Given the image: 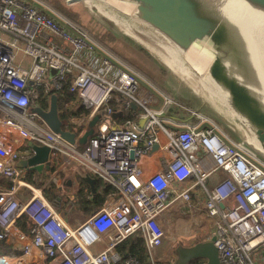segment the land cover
<instances>
[{
	"label": "built area",
	"instance_id": "built-area-1",
	"mask_svg": "<svg viewBox=\"0 0 264 264\" xmlns=\"http://www.w3.org/2000/svg\"><path fill=\"white\" fill-rule=\"evenodd\" d=\"M19 53L29 62L18 61ZM66 85L79 96L74 107L86 111L62 118L64 128L79 137L100 116L84 145L33 110L48 109ZM31 143L112 186L103 206L70 223L19 166L35 154ZM0 173L10 182L0 186V239L25 246L9 255L13 264H157L166 213L189 205L195 191L206 194L222 263L264 264V159L209 114L143 83L127 61L41 0H0ZM23 187L32 190L26 199L18 195ZM25 212L33 221L28 232L18 224ZM134 237L145 243L147 260L122 249Z\"/></svg>",
	"mask_w": 264,
	"mask_h": 264
},
{
	"label": "water",
	"instance_id": "water-1",
	"mask_svg": "<svg viewBox=\"0 0 264 264\" xmlns=\"http://www.w3.org/2000/svg\"><path fill=\"white\" fill-rule=\"evenodd\" d=\"M68 1L86 2L89 8L96 6L92 3L94 0ZM99 1L116 6L144 25L163 33L183 52L188 51L192 46L198 45L207 53L211 57L210 62H208L209 75L223 91L226 98L216 93H213V95L218 100H223L229 109L224 111L218 107V104L209 99L208 95L203 92L204 86L194 88L195 97L198 101L196 108L222 122L224 128L232 136L264 159V72L259 64L260 60L255 41L253 39L248 42L245 40L241 28L235 22L234 14L230 9L222 7L219 0ZM241 2L264 12V0H241ZM124 5L127 7L124 8ZM113 20L120 24L124 31H133V27L130 25L118 22L115 17ZM133 32L141 33L140 31ZM201 42L206 45H201ZM156 55L159 56L162 64L171 73L178 74L181 77L186 76L175 72L158 53ZM186 63L190 65L189 61H186ZM196 82L198 86H202L197 80ZM207 91L209 90L207 89ZM209 93L211 92L209 91ZM134 107H137V104H134ZM33 110L40 114L54 132L60 133L62 137L71 143L77 142L80 145L87 143L89 136L95 133V127L100 118L99 115H95L89 122L87 130L77 137L75 131L64 128V121L59 114L57 93L51 95L48 109L36 106L33 107ZM122 113L123 111H119L114 115L117 116ZM31 145L35 150V154L29 159L20 160L19 165H29L32 170L35 169L43 173L45 169H49L52 162L51 149L44 145L34 143H31ZM81 171L82 176L88 181L92 190L96 192L101 184L99 177L86 172L84 169H81ZM68 181L71 184L69 179ZM54 183L51 187H56V191H68V195H60L52 200L54 204L58 205L63 198L70 197L71 189L57 185V181L56 186H54ZM217 239L218 233L214 231L205 240L191 238L184 243H180L176 248L177 256L173 264H190L195 259H205V264H223L216 244ZM14 248L23 250L25 246L17 241Z\"/></svg>",
	"mask_w": 264,
	"mask_h": 264
},
{
	"label": "rangeland",
	"instance_id": "rangeland-1",
	"mask_svg": "<svg viewBox=\"0 0 264 264\" xmlns=\"http://www.w3.org/2000/svg\"><path fill=\"white\" fill-rule=\"evenodd\" d=\"M41 1H43L48 6V9L53 14H55L57 18L70 19L74 22L76 21V23L83 26L85 29H87L90 32V34L93 36L95 40H97L103 46H106L108 49L110 48L109 50L111 52L114 53L115 51L116 52L118 51L122 54L121 52L122 49H125L127 47L129 51L130 50L132 51V53L131 56H129V58L126 57L124 58L128 60L130 66H132L137 72L141 74L143 83L144 82L149 83L154 89H158L165 92L168 91L167 93L176 95V97L179 98L182 102L189 103V105L196 108V106L198 105L197 104L198 101L196 100L197 98L195 97L196 95L194 93V88L203 87V86H198V83L196 82V80L193 79L194 78L193 76L192 78L189 76V74H185L177 70L172 65L171 60L169 58L165 59L164 57L165 55L163 51L160 49V47H154L152 45H148L147 42L141 41L140 39H138L137 36L132 35L131 33L128 34L126 31H124V28H122L120 24H117L113 20V18L115 17V19L118 20V22L120 23L130 25L131 27H133V31H137V32L140 31L141 32L140 34L143 36L148 34H150L151 36H158L153 29L144 25L142 22L133 18L130 14H127L124 11L120 10L116 6L109 3L107 4L106 2L103 1L94 0L92 3L96 6H93L92 8H89L86 2H69L68 0H41ZM139 40L144 44L141 43ZM171 45L172 47H174L173 49H175L181 54V52L174 46L173 43H171ZM154 51L158 53V55H160V57L164 59V61L167 62V64L170 65L175 72H178L180 75H188V76L181 77L178 74L171 73L168 70V68L162 64L159 56H157ZM180 57L185 61V64L187 65L186 63L187 60L183 57L182 54ZM17 60L23 61L25 63L29 62V59L24 57L22 53L18 54ZM187 66L189 69V65ZM54 71L55 69L52 70V72ZM194 71L196 73V74L194 73L195 75L201 76L199 72H197L196 70ZM208 90L212 94L209 93V91H207L206 88H203V92L206 95H208L209 99H211L214 103L218 104V107L222 108L224 111H227L229 108L227 107L226 103L223 100H218V98L213 95L214 92L211 86L210 88H208ZM49 105L50 104L46 105V107L49 108ZM216 121L220 124V126L223 127V129L226 132H228L224 128L222 122L218 120ZM54 164L58 165V163H54ZM77 167L78 166H76V171L79 170L81 175H83L81 168L77 169ZM32 171L36 172L37 170L34 169ZM58 171H59V167L57 168V171H55V173L57 174ZM74 171L75 169H73L71 173L69 172L68 174V179H73V183H71L69 187L71 189L70 192L71 198L66 199V201H64L65 206L60 205L61 207L59 208L62 209V211L66 212L67 217L71 218L72 221L76 219L82 221L88 218L90 214H86L82 209H80L76 205V203H74V201L77 200L78 197L77 195H80V193L78 192V189L80 187V182L81 184H83L82 177H79L78 175L75 176ZM45 177H48V174ZM35 184H38V181L36 179L34 185ZM88 185L86 186L83 192H88L87 190L88 188L90 189V193L92 194L91 192L92 188ZM65 186L68 187L69 185L66 184ZM102 187H104V185L102 186V182H101V184L99 185V189ZM44 189L49 190V192H51L52 195L54 196L51 200H55L60 195H67L65 191H58L59 193H57L56 188L51 189L50 187H44ZM63 200L64 198L62 199L61 202H63ZM71 201H73L74 205H71ZM67 202L68 204L66 205ZM165 228L169 235L171 233L170 228L168 226H166ZM5 261L8 264H12L10 263V260H5Z\"/></svg>",
	"mask_w": 264,
	"mask_h": 264
},
{
	"label": "crops",
	"instance_id": "crops-1",
	"mask_svg": "<svg viewBox=\"0 0 264 264\" xmlns=\"http://www.w3.org/2000/svg\"><path fill=\"white\" fill-rule=\"evenodd\" d=\"M154 31L158 36L154 37V36H151L150 34L143 36L139 33H135L131 30H127L129 34L131 33L132 35L137 36L138 39H140L141 41L147 42L148 45H152L154 47H160L163 53L168 55V56L167 55L164 56L165 59L169 58L171 60L172 65L175 67V62L170 57L173 53L174 47H172V45L167 46L171 44V41L158 30L154 29ZM121 52L122 54L118 51L117 52L115 51L114 53H116L119 57H122L128 62L126 58H129V56H131L132 51L131 50L129 51L128 48L126 47L125 49H122ZM194 73H195L194 70H192V68L191 69L189 68V76H193L206 89L210 88V86L206 83V81H204V79L201 76L195 75L196 73L195 74ZM53 162L58 163V165L54 164L55 165L54 169L52 166L48 170L45 169V172L43 173H39V171L33 172L29 165L25 166L27 167V169L24 168L26 172L25 178L28 181H30V183L32 184V188L33 186H42V188L50 187L52 189L53 187H51V185L52 183L55 182L54 186H56V181H57V185L66 187L65 185L67 184L69 185L68 187H70L71 184L68 183L69 182L68 181L69 172L71 173V171L75 169L74 174L75 176H77L76 166L75 165L73 166L74 162L72 161V159L63 157L61 159H57V161H52V163ZM19 166L24 167L23 165L22 166L19 165ZM58 167H59V171L56 174L55 171H57ZM77 168H79V166ZM47 174H48V177H45L47 176ZM2 176H3V180L0 179V186L6 189L10 186V182L6 176H4L3 174ZM30 176L34 180V182L36 179L38 181V184L34 185V182H31V180L29 179ZM69 180H71V183H73V179H69ZM87 190L89 191L88 188ZM67 192L68 191L65 190V193L68 195ZM91 192L94 193L93 190ZM57 193L59 192L57 191ZM31 194H32V190L28 187H23L18 192V195L21 199H26ZM69 198H71V196ZM69 198H64L63 202L60 201L58 205L55 204V206L57 209H59L60 213L70 223L77 224L80 222V220L76 219L72 221L71 218L67 217L66 212L62 211V209L59 208L61 207L60 205L65 206L64 201H66V199H69ZM205 199H206L205 193H198L197 191H195L193 193L192 201L189 203V205L175 204L170 207L169 211L165 215V218L163 219V224L165 227L168 226L170 228L171 233L169 235L167 233L163 244L160 245L159 247H156V249H154L153 251L154 258L157 260V263L162 262L164 264H173L177 256L176 248L180 243H184L188 239H191V238H198V239L205 240L212 235V233L215 231L214 219L208 214L205 208ZM67 204L68 202L66 203V205ZM72 204H74L73 201H71V205ZM136 238L134 237L132 241L130 240L126 245L122 247V249L125 251H129L131 243L134 242ZM17 241L18 240H15L14 238L6 239V242L11 246V249H13L14 251H17L18 254H20L22 250H20L19 248H14V244ZM5 260H10V263L13 264V262L9 258V254L0 257V264H8L6 263ZM2 262H5V263H2ZM201 262L205 264L206 260L201 259Z\"/></svg>",
	"mask_w": 264,
	"mask_h": 264
},
{
	"label": "bare ground",
	"instance_id": "bare-ground-1",
	"mask_svg": "<svg viewBox=\"0 0 264 264\" xmlns=\"http://www.w3.org/2000/svg\"><path fill=\"white\" fill-rule=\"evenodd\" d=\"M219 4L222 7L230 9L232 11V13L234 14V20L241 28V31L245 37V40L247 42L250 39H253L255 41V45L258 51L257 53H258L259 60H260L259 64H260L261 69L264 72V12L252 7L249 4L248 5L243 4L241 0H219ZM124 6H123L124 8L127 7L126 5ZM204 42H201L200 44L206 45L205 44L206 42L205 43ZM171 43L173 42L171 41ZM170 45L171 44L167 46H170ZM174 46L181 52L183 57L187 61H189V64H190L189 68L190 69L193 68L194 70L199 72V74H201L204 81H206V83L209 86H211L214 93L226 98L223 91L220 89V87L214 82L212 77L209 75L208 62H210L211 57H209V55L205 53L198 45L192 46L188 51H184V52L181 51L175 44ZM181 54L178 51L173 49V53L170 57L175 62V68L177 70L185 74H189L188 66L185 64V61L180 57ZM164 55H167V54H164ZM263 100H264V90H263ZM72 161L74 162L73 165L79 166V164L75 160L72 159ZM51 167H52V162L50 164L49 169ZM76 173L78 175H81L79 170H77ZM82 178L84 181L88 183V181L83 176ZM33 188L37 193H39L42 186H33Z\"/></svg>",
	"mask_w": 264,
	"mask_h": 264
},
{
	"label": "trees",
	"instance_id": "trees-1",
	"mask_svg": "<svg viewBox=\"0 0 264 264\" xmlns=\"http://www.w3.org/2000/svg\"><path fill=\"white\" fill-rule=\"evenodd\" d=\"M57 94H58L59 114L61 118L77 116L80 115L82 112L86 111L85 107H79V108L74 107V105L77 102H79V96L77 93L70 91L68 85L64 87L62 92H58ZM66 101H71V104L66 105ZM52 166L54 169L55 167L54 163H52ZM78 176L82 177L81 175ZM0 179L3 180L2 174H0ZM29 179L31 180V182H34L31 176L29 177ZM82 181L83 184H81L80 182V187L78 189L80 195H77L78 196L77 200L74 201V203H76V205L80 209H82L86 214H92L95 210L103 206L107 198V195L112 193L114 189L112 186L106 185L100 189L98 187L97 191L94 193L92 192L91 194L90 189L88 192H83L86 186L88 185V183L84 180ZM44 193L46 196H48L49 199H52L54 197L52 193L49 192V190L44 189ZM18 224L25 231H30L33 226V221L30 218V216L25 212L18 219ZM128 242H126L124 245H126ZM129 252L138 255L143 260H147L148 253H147L146 245L139 237L136 238V240L131 243ZM11 253H18V252L11 249V246L6 242V239H0V257ZM147 264H152V263L148 262ZM157 264H164V263L159 262ZM190 264H203V263L201 262V259H195Z\"/></svg>",
	"mask_w": 264,
	"mask_h": 264
}]
</instances>
